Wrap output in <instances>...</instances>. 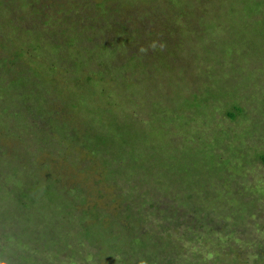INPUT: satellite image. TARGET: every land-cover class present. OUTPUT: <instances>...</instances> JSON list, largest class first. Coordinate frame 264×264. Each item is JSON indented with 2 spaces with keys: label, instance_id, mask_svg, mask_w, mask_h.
<instances>
[{
  "label": "rangeland",
  "instance_id": "rangeland-1",
  "mask_svg": "<svg viewBox=\"0 0 264 264\" xmlns=\"http://www.w3.org/2000/svg\"><path fill=\"white\" fill-rule=\"evenodd\" d=\"M208 1L39 0L44 18L8 21L0 4V264H123L116 240L128 264H264V33L246 0ZM183 8L189 37L162 34ZM97 120L92 150L60 129L81 140Z\"/></svg>",
  "mask_w": 264,
  "mask_h": 264
},
{
  "label": "trees",
  "instance_id": "trees-1",
  "mask_svg": "<svg viewBox=\"0 0 264 264\" xmlns=\"http://www.w3.org/2000/svg\"><path fill=\"white\" fill-rule=\"evenodd\" d=\"M13 1V0H12ZM14 1H16V0H14ZM39 0H18V2H19V6H18V8H17V6L16 7H14V4L11 2V0H0V4L1 5H3V4H6V6H7V9L5 10L4 9V11H5V13L6 14H3L4 16H3V18H5L6 19V21H8V20H13V19H15L16 17H17V15H18V11H19V9H20V7H24V8H26L27 10H28V7H30L31 8V13L34 15V17L31 15V17H32V20L33 19H35V17L36 16H41V17H45L46 15H45V13L43 12V7L42 6H40L39 5V3H37ZM193 1V0H192ZM247 2H249V4H250V11H255V13H253V15L254 14H256V18H255V21L254 22H252V24H253V27H252V30H253V34L254 35H256V36H258L259 34H261V33H264V31H259V32H256V31H258L259 29H260V27L262 26V27H264V19H262V16L261 15H263L264 14V0H246ZM172 2V4L174 5V4H176V5H179V4H177L176 2H177V0H169V3H171ZM184 2H187V1H183V3ZM191 1H188L187 3L189 4ZM195 2H196V5H198V6H200V5H202V4H204V3H206V2H209L208 0H203V2L204 3H201V0H195ZM182 3V7H185L186 6V4H183ZM12 5H13V7H12ZM211 6V4L210 3H208V7H210ZM76 8H74V10H75ZM209 10V9H208ZM188 11H191V9H184L183 8V10H181L180 12H176L177 14L176 15H174L173 16V19H174V22H179V24H178V26L175 28V30H173L171 27H170V22H169V20H167V19H165L166 20V22L167 23H165L164 24V29H163V32L164 31H166V33H176L180 38L182 37V39L185 41V39H186V36H188V30H187V33L185 34V35H181L180 34V30L181 29H183V28H186V25H188V27L191 29V27H190V23H189V17L190 18H192V16H191V14H189L188 13ZM256 11H258V12H256ZM16 12V14H14ZM193 12V11H192ZM191 12V13H192ZM9 13V14H8ZM9 15V19H8V16ZM146 16V15H145ZM147 17V16H146ZM147 18H149V17H147ZM125 19L126 18H123V23H122V28H124L125 27ZM150 19V18H149ZM36 21V23H37V25H39V26H44V28L46 29V21H42L41 20V22L39 21V18L38 19H36L35 20ZM150 21H152V19H150ZM0 22H2V17H0ZM10 22V21H9ZM118 25H120V23L119 22H116ZM77 28L78 29H81L82 27L81 26H79L78 27V25H77V22L76 21H74L73 22V25L72 26H70L69 25V23H67V22H65L64 23V26H63V29H62V31H60L61 32V34L63 35V36H65V40L64 41H62V44H65V45H68V46H73V44H72V41H70V38H69V36H68V34H70L71 32H76V31H78L77 30ZM154 29H156V28H154ZM159 30H161L160 28H158ZM263 29V28H262ZM142 26H141V24H139V25H137L136 27H135V31L134 32H132V31H130V33H128V34H125L126 35V42H129V43H127L124 47H127V49L129 50V51H131V49L133 48V47H135L136 46V44L139 42V41H141V40H144L143 39V34H142ZM60 32H58V35H60ZM214 33H216L217 34V31H216V29L214 30ZM162 34H165V32L164 33H162ZM38 35V34H37ZM37 35H35V36H37ZM252 35V34H251ZM67 36V37H66ZM71 36H73V34H71L70 35V37ZM189 37V36H188ZM131 41V42H130ZM161 41V42H160ZM164 42H166V39L165 40H163ZM162 40H159V41H154V44H155V46H154V44H153V46H152V48L154 49V51H158V52H160V46H163L164 45V42H163ZM159 42H160V44H159ZM54 44H56L55 42H54V40L53 39H47V42L45 43V45L46 46H48L49 48L52 46H54ZM57 45H59V44H57ZM129 45H133L132 47H128ZM10 51H14V50H10ZM77 51H75L74 52V49H72L71 51H70V56L71 57H74V54L76 53ZM132 53V52H131ZM181 53V52H180ZM130 55V54H129ZM180 57L182 58L183 56L180 54ZM130 58L131 59H134V54L132 53L131 55H130ZM18 59H22V58H18ZM18 59H16V60H18ZM128 60V59H127ZM160 71H163V69H162V67H161V70ZM159 71V72H160ZM233 108H232V110L231 111H229V112H227V115L231 118V119H235L236 117H237V115H236V111L239 113V112H241V109H240V107L239 106H237V105H235V106H232ZM81 111V110H80ZM81 113H82V111H81ZM116 114V116L118 117V120H119V122L121 123V119H120V116H119V114L118 113H115ZM122 125H124V123L122 124ZM113 125H111V127H112ZM66 127V128H65ZM67 123L66 122H64L63 124H62V127H60V129H61V131L63 132L64 131V136H66V138L65 139H70V141L71 142H73V141H75V142H78V144H79V142H81L82 143V146H85L86 148H89L90 150H92L91 149V140L93 139V138H95L94 136H93V134L94 133H103L104 135H106L108 138H109V133H108V131L110 130V127L104 122V121H100V120H97L96 121V124H95V127H96V129H98V128H100V130L98 129L97 130V132H95V128H93V130H88V131H85L84 132V134H83V137L81 138V140H83V141H81L80 140V137H78V136H76L75 134H74V131H70L69 133L68 132H66V130H67ZM121 125H120V129H121ZM65 128V129H64ZM74 130V129H73ZM76 132H78V133H80V131H76ZM132 133V132H131ZM130 133V134H131ZM129 134V135H130ZM97 135V134H96ZM67 136H69V137H67ZM124 139H125V137H123ZM122 138V139H123ZM126 143V142H125ZM77 144V145H78ZM72 145H74V144H72ZM75 147H76V145H74ZM92 153H93V151H92ZM106 166H108L109 167V169H108V171H107V176H108V178H111V179H113V180H116V178H117V176L119 175L118 174V171L116 170V169H114L113 168V165L112 164H106ZM49 181H48V184L50 183V182H55V180L54 179H48ZM49 187V186H48ZM48 187H47V185H42V190H44L45 191V193H46V195H47V199L49 200V201H51V200H54V199H59L57 196H59V194H57L56 195V193L55 192H53V191H49V190H45V189H48ZM33 187H30L29 189H32ZM34 189V188H33ZM49 189H51V187H49ZM31 191V190H30ZM16 192H18V190L16 191ZM27 194H28V192H27ZM54 197H56V198H54ZM59 207H63V208H67L68 207V205H67V202L66 201H62L61 203H59V205H58ZM52 211V210H51ZM67 211V210H66ZM94 214H97V216L99 215V213H94ZM130 215H127L126 216V220L127 221H129L130 223H131V226L133 227V225H134V220H135V217H136V215L135 214H131V213H129ZM67 215H69L70 216V218H66V221H71L70 219L72 218V216H73V212L71 211V212H67ZM115 217H120V216H118V215H116ZM129 219V220H128ZM98 224H101V226L103 227V222H99V223H96V224H92V225H86V226H84V229H82L81 231L82 232H80V237H78L80 240H81V243H83V241H85L86 242V244H87V246L89 245V247H90V249L91 248H95V247H92L93 245L92 244H95V243H98V241L95 239V238H93V237H91L90 236V234L91 233H93V232H97V231H99L100 230V228H97L96 226L98 225ZM103 231H105L104 230V228H103ZM34 233H40L39 232V230H37V231H33ZM108 232L109 231H106V233L108 234ZM70 235V234H69ZM69 235H68V237H69ZM67 237V238H68ZM64 243H62V242H60V244L62 245V246H64L67 242H68V240L66 239V240H64L63 241ZM116 242L120 245V248H116V249H113V248H111V250H115L117 253H119L120 254V257H121V261L123 262V264H128L127 262H126V255H125V251H126V246H124L123 248H122V245L121 244H123L124 242H122V243H120V242H118L117 240H116ZM91 245V246H90ZM132 245V244H131ZM137 245H141L140 244V241L137 243ZM129 248H130V246H129ZM131 248H132V246H131ZM264 253H262V255L261 256H264L263 255ZM102 255H103V252H102ZM94 256H96V254L94 253ZM97 257V256H96ZM103 258V257H102Z\"/></svg>",
  "mask_w": 264,
  "mask_h": 264
}]
</instances>
